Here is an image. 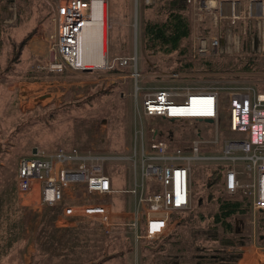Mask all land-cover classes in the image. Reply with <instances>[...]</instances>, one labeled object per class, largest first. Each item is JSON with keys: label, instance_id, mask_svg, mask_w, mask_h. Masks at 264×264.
<instances>
[{"label": "rangeland", "instance_id": "obj_1", "mask_svg": "<svg viewBox=\"0 0 264 264\" xmlns=\"http://www.w3.org/2000/svg\"><path fill=\"white\" fill-rule=\"evenodd\" d=\"M109 1L117 19L123 11L130 18L128 30L119 24L121 19L119 23L109 19L107 64L87 67L91 71L70 67L52 71L57 1L0 0V264H221L232 253H240L238 237L264 248L263 214L252 209L251 198L242 192L227 194L222 183L212 188L208 184L212 172L226 162H192V207L183 215L174 213L166 235L153 240L145 237L142 210L139 228L132 225L135 197L129 192L90 195L81 187L69 190L64 202L55 207L42 205L38 190L30 195L19 192L20 160L35 148L131 156L137 132L143 128L146 141L152 138L151 130L157 129L160 139L180 147H187L200 130L207 139L218 135L220 144L206 145L201 154H221L225 140L237 137L230 127L226 93L233 88L264 93V56L252 50L255 31L250 27L244 33L243 20L232 29L241 37L238 52L200 56L198 37L216 35L219 29L226 36L230 25L224 19L216 28L210 12L200 21L198 11L187 2L191 34L181 41L178 51L165 53L151 47L145 32L148 23L163 21L160 7L164 0L151 4L145 0ZM16 13L17 19L8 22ZM34 31L21 51L19 45ZM16 56L19 59L14 61ZM116 57L132 60L127 66L113 65ZM250 59L255 60L252 70H242ZM213 88L222 93L218 122L140 116L149 93L167 89L179 94L174 98L177 102H183L189 90ZM105 172L117 190H128L134 184L132 161L110 162ZM242 181H249L246 175ZM210 189L218 196L223 189L224 199L211 200ZM227 202L236 210L225 209L220 216L219 206ZM94 203L110 207L114 225L106 227L96 216L64 215L67 205ZM191 212L195 214L193 223L176 233L177 220ZM222 239H232L236 246L225 245ZM228 262L236 264L234 260L223 264Z\"/></svg>", "mask_w": 264, "mask_h": 264}, {"label": "built area", "instance_id": "obj_2", "mask_svg": "<svg viewBox=\"0 0 264 264\" xmlns=\"http://www.w3.org/2000/svg\"><path fill=\"white\" fill-rule=\"evenodd\" d=\"M56 1L55 56L50 61L49 68L52 71H63L67 67L86 69L80 63L81 33L95 20L96 2H101L102 49L104 48L105 33L108 34L112 27L108 19V0ZM145 2L151 4L152 0ZM187 2L198 11L200 21H204L206 14L210 12L216 28L222 26L224 19L230 25L226 36L221 35L219 29L216 35L198 37L196 50L200 56L224 51L238 52L241 37L234 34L232 29L241 20L245 24L244 33L250 27L254 28L252 50L264 56V0H246L245 3L242 0ZM16 19L17 13L8 22ZM225 42L228 43L227 46ZM131 60V57H116L113 65L119 63L127 66ZM178 95L167 89L147 94L140 116L191 123L206 119L219 121L223 105L219 89L189 90L183 102L174 99ZM225 101L229 108L230 127L237 137L225 140L221 154H201L206 145L212 148L211 146L220 144L218 135L217 138L207 139L200 130L187 147H180L160 139V131L157 129L151 130L152 138L146 141L145 130L142 128L137 132L131 156L84 153L77 148H36V152L20 160L18 190L24 195L38 190L40 203L50 207L61 205L69 190L81 187L90 195L129 192L135 197V220L132 225L139 228L143 211L145 237L153 240L166 235L174 213L181 214L191 209L192 162L210 160L218 164L226 162L221 166H225L222 185L227 194L233 196L242 192L247 198H251L255 212H264V93H258L254 88H233L226 93ZM121 160L133 162L134 184L129 190L118 191L113 186L111 176L105 172V166ZM239 165H243V168ZM244 175L249 180L246 183L242 181ZM63 212L66 217L96 216L106 227L114 225L113 212L104 203L67 205Z\"/></svg>", "mask_w": 264, "mask_h": 264}, {"label": "trees", "instance_id": "obj_3", "mask_svg": "<svg viewBox=\"0 0 264 264\" xmlns=\"http://www.w3.org/2000/svg\"><path fill=\"white\" fill-rule=\"evenodd\" d=\"M189 5L187 3V0H164L162 2V5L160 7L161 12L164 16V19L162 22H150L146 26V35L148 42L151 44L152 48L159 47L163 52L165 53H174L180 49L181 41L191 34V23L186 16L185 12L188 10ZM21 17V14H19V18ZM35 31L29 33V35L23 40V42L19 45L21 51L25 48L28 41L35 35ZM20 54V53H19ZM19 54L17 56H19ZM15 57L14 61H17L19 57ZM255 63L254 59H250L248 62V65L245 66L242 70L250 71L253 68V65ZM225 170V166L219 167L215 169L212 172V175L210 176L209 180V186L212 188L215 184H220L223 180V172ZM221 192L223 195L224 190L221 189ZM223 195H215L213 193L212 189L209 191V197L211 200L217 199V200H223L225 196ZM241 203V202H240ZM231 209L232 211L236 210V206H234L232 203L227 202L226 204H221L218 209V214L221 216L225 212L224 210ZM186 213V212H185ZM182 215L184 213H181ZM263 217L260 221L261 228L264 229V212H262ZM218 215V216H219ZM202 219H205V216L201 215ZM195 220V214L189 213L188 215L181 216L178 222L176 223L175 232H179L182 228L189 226L193 221ZM220 222V220H219ZM222 223V221L220 222ZM174 236L171 235L168 238L171 239ZM216 240L217 238L214 237ZM240 240V245H245V241H243V237H238ZM222 243L225 245H230L235 247L236 243L232 239H222ZM240 253H232L229 256V259H222V263L225 262V260L229 261H236L237 264L238 259L240 258ZM229 263V262H228ZM229 264H233L230 262ZM243 264V262H242Z\"/></svg>", "mask_w": 264, "mask_h": 264}, {"label": "bare ground", "instance_id": "obj_4", "mask_svg": "<svg viewBox=\"0 0 264 264\" xmlns=\"http://www.w3.org/2000/svg\"><path fill=\"white\" fill-rule=\"evenodd\" d=\"M104 19L106 23V11ZM102 41L101 2H96L95 20L87 25L81 33L80 63L82 65L85 67H104L107 64L106 39L104 40L103 49ZM259 263L263 264L264 259L259 258ZM243 264H250V262L246 261Z\"/></svg>", "mask_w": 264, "mask_h": 264}, {"label": "crops", "instance_id": "obj_5", "mask_svg": "<svg viewBox=\"0 0 264 264\" xmlns=\"http://www.w3.org/2000/svg\"><path fill=\"white\" fill-rule=\"evenodd\" d=\"M115 12L112 9V4L111 2L108 0V18L109 19H113L116 22L119 23L118 19H121L122 22L120 21L119 24H121L122 26H125V29L128 30V28H126V26H128V24L126 23L128 21V19L130 18V15L128 12L123 11L121 14V17H117L115 16ZM106 47H107V40H106ZM108 47H110V44L108 43ZM106 61H107V52H106ZM224 175V172H223ZM112 178V177H111ZM112 182H113V186L115 188V182L112 178ZM116 189V188H115ZM117 190V189H116ZM122 189H118V191H120ZM129 190V189H128ZM240 258L238 259L237 264H242V262H250V264H260L259 263V258H263L264 259V248L261 246H258L255 242L251 243V244H245L243 246L240 247ZM264 264V263H263Z\"/></svg>", "mask_w": 264, "mask_h": 264}, {"label": "water", "instance_id": "obj_6", "mask_svg": "<svg viewBox=\"0 0 264 264\" xmlns=\"http://www.w3.org/2000/svg\"><path fill=\"white\" fill-rule=\"evenodd\" d=\"M86 70H89V71H91V70H92V68H87ZM201 121H206V122H209V123H212V122H214V120H212V119H206V120H201ZM34 152H36V148L34 149Z\"/></svg>", "mask_w": 264, "mask_h": 264}]
</instances>
